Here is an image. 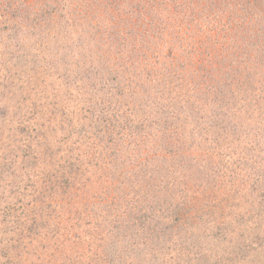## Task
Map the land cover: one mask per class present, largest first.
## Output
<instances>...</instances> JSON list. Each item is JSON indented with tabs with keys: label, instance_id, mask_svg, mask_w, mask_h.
<instances>
[{
	"label": "rangeland",
	"instance_id": "obj_1",
	"mask_svg": "<svg viewBox=\"0 0 264 264\" xmlns=\"http://www.w3.org/2000/svg\"><path fill=\"white\" fill-rule=\"evenodd\" d=\"M102 107L145 131L55 193L41 132ZM263 230L264 0H0V264H264Z\"/></svg>",
	"mask_w": 264,
	"mask_h": 264
},
{
	"label": "trees",
	"instance_id": "obj_2",
	"mask_svg": "<svg viewBox=\"0 0 264 264\" xmlns=\"http://www.w3.org/2000/svg\"><path fill=\"white\" fill-rule=\"evenodd\" d=\"M144 117L145 116H143L140 120H138L137 124L130 125L127 122H123L118 114H114L113 109L110 110V108H105V107L101 108L99 118L96 121H92V124L88 126L85 125V122L82 120H79L77 124L72 119V117L71 118L69 117V115L66 116L62 115L55 117L56 122L54 124L50 122V125L51 127H56L57 132L52 134L53 130H51V136H48V133L46 134L44 132H41L42 139L40 141L46 143V145L52 143L53 145H55L57 153L58 152L64 153L60 157H62V159L65 162L62 163L61 166L57 167L56 169L57 172L55 173V183L57 182V184L60 187L61 186L63 187L59 188L58 190H55V193L59 195H63L66 188L69 186V192L73 194L72 191L74 189L72 186L76 187L79 185L70 183V178H75V177L78 178V175L76 174H80V176H83V173H89V170L88 168H86V165H83V161L85 163L86 156L83 159H79V157L83 155L82 152H78L74 156L71 155L72 154L71 152L70 153H66V152L73 150L74 147L87 145L88 143L93 145L101 144L99 140L107 142L108 139L104 140L103 138L108 137L112 139L111 136L119 132L121 133V136L127 135L128 134L127 128L134 129L135 131L136 130L145 131L146 125L144 121L146 117L145 118ZM97 138L99 140H96ZM139 144H144L145 146L149 147V145H151L152 143H150V141L145 140L140 142ZM153 146L149 148L152 149ZM159 157L161 160L155 162V166L158 162H162L163 166L166 169L171 165H175L177 163L175 160L173 162H170L169 158L166 155ZM71 159H78V160H71ZM87 176L88 175H86L85 177ZM80 194L82 196H80L79 194H74V198L78 195V197H80L81 199H76V200L73 199V201H71L72 203L71 209H73V207H77V206L79 207V209L74 210L75 212H72V215H77L76 217L78 219L85 215L81 212L83 210H86L90 205H92L88 200L89 198L83 197L84 194L82 192ZM176 207L177 209L174 212H179L178 205ZM263 247H264V230H263V238L262 239L260 238V240H255V244H251L249 248L253 250H258V249L261 250L263 249Z\"/></svg>",
	"mask_w": 264,
	"mask_h": 264
}]
</instances>
